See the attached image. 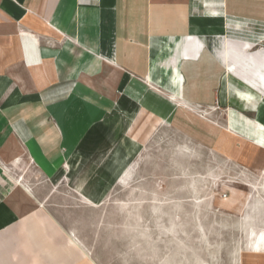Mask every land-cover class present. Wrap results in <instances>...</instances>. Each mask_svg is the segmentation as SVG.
Masks as SVG:
<instances>
[{"label":"crops","instance_id":"1","mask_svg":"<svg viewBox=\"0 0 264 264\" xmlns=\"http://www.w3.org/2000/svg\"><path fill=\"white\" fill-rule=\"evenodd\" d=\"M160 126L251 172L257 199L264 0H0V264L79 250L33 175L98 207ZM258 199L250 264H264Z\"/></svg>","mask_w":264,"mask_h":264},{"label":"rangeland","instance_id":"2","mask_svg":"<svg viewBox=\"0 0 264 264\" xmlns=\"http://www.w3.org/2000/svg\"><path fill=\"white\" fill-rule=\"evenodd\" d=\"M252 183L251 172L160 126L98 207L37 175L32 184L80 246L69 264H250L252 208L264 199L263 189L254 199Z\"/></svg>","mask_w":264,"mask_h":264},{"label":"bare ground","instance_id":"3","mask_svg":"<svg viewBox=\"0 0 264 264\" xmlns=\"http://www.w3.org/2000/svg\"><path fill=\"white\" fill-rule=\"evenodd\" d=\"M261 236L263 237L264 236V233H262Z\"/></svg>","mask_w":264,"mask_h":264}]
</instances>
